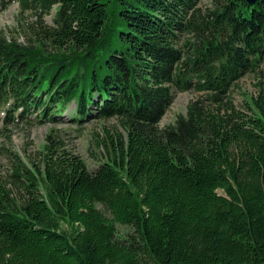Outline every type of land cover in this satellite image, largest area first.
Segmentation results:
<instances>
[{
    "label": "trees",
    "instance_id": "16d2710c",
    "mask_svg": "<svg viewBox=\"0 0 264 264\" xmlns=\"http://www.w3.org/2000/svg\"><path fill=\"white\" fill-rule=\"evenodd\" d=\"M18 4L38 19L23 42L0 28V133L73 103V121L117 127L92 168L52 131L30 165L7 148L0 264H264V0Z\"/></svg>",
    "mask_w": 264,
    "mask_h": 264
},
{
    "label": "rangeland",
    "instance_id": "374dc122",
    "mask_svg": "<svg viewBox=\"0 0 264 264\" xmlns=\"http://www.w3.org/2000/svg\"><path fill=\"white\" fill-rule=\"evenodd\" d=\"M5 3H3V2ZM210 0H199L201 4H207ZM38 17L30 11H19L18 0H0V28L4 29L7 37H16L17 41L23 42L29 34V27L36 22ZM46 23H51V16L46 14L43 16ZM262 75L264 77V65ZM257 78L253 74H246L236 80L231 88L230 96L237 106H242L244 98L255 91V83ZM199 93L191 89L190 91H174L173 100L164 113L160 125L171 123L176 114L185 112L187 102L194 98ZM72 107L74 103L65 108L61 113H56L54 117L56 121L51 123L48 118L32 116L34 124L20 123L17 127H11L10 131L5 134L0 133V180L6 181L10 173V161L5 156L4 152L7 148L15 151L19 157L27 164L37 162L39 154L45 142L46 134L49 131L54 132L57 139L63 144L64 149L76 155H79L89 168L96 165L95 152V136L100 131L102 126L112 128L117 127V119L115 117L97 121L98 119H81L73 121ZM92 108L91 105L88 106ZM40 111L37 114L40 115ZM93 112V108H92ZM94 113V112H93ZM2 113L0 114V116ZM49 115L47 114V117ZM53 116V115H51ZM50 117V116H49ZM1 123V122H0ZM10 134V140H4L5 135ZM6 149H3L2 147ZM92 148V149H91ZM101 148H99L100 150ZM92 154L94 156H92ZM7 186V182H6ZM220 191V190H219Z\"/></svg>",
    "mask_w": 264,
    "mask_h": 264
},
{
    "label": "water",
    "instance_id": "95a60500",
    "mask_svg": "<svg viewBox=\"0 0 264 264\" xmlns=\"http://www.w3.org/2000/svg\"><path fill=\"white\" fill-rule=\"evenodd\" d=\"M249 5H252L255 3L256 0H246Z\"/></svg>",
    "mask_w": 264,
    "mask_h": 264
},
{
    "label": "bare ground",
    "instance_id": "6f19581e",
    "mask_svg": "<svg viewBox=\"0 0 264 264\" xmlns=\"http://www.w3.org/2000/svg\"><path fill=\"white\" fill-rule=\"evenodd\" d=\"M253 5V4H252Z\"/></svg>",
    "mask_w": 264,
    "mask_h": 264
}]
</instances>
